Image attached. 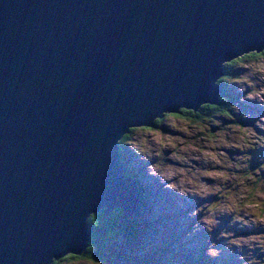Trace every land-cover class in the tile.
<instances>
[{
	"label": "water",
	"instance_id": "obj_1",
	"mask_svg": "<svg viewBox=\"0 0 264 264\" xmlns=\"http://www.w3.org/2000/svg\"><path fill=\"white\" fill-rule=\"evenodd\" d=\"M263 51L264 0H0V264L82 256L90 216L136 214L120 140Z\"/></svg>",
	"mask_w": 264,
	"mask_h": 264
},
{
	"label": "rangeland",
	"instance_id": "obj_2",
	"mask_svg": "<svg viewBox=\"0 0 264 264\" xmlns=\"http://www.w3.org/2000/svg\"><path fill=\"white\" fill-rule=\"evenodd\" d=\"M232 62L231 113H163L123 140L149 191L138 237L118 240L105 263L67 254L60 264H264V55Z\"/></svg>",
	"mask_w": 264,
	"mask_h": 264
},
{
	"label": "trees",
	"instance_id": "obj_3",
	"mask_svg": "<svg viewBox=\"0 0 264 264\" xmlns=\"http://www.w3.org/2000/svg\"><path fill=\"white\" fill-rule=\"evenodd\" d=\"M256 53V52H254ZM261 53H264L261 52ZM252 53L248 55L242 56L237 61H243L247 59L256 60L261 55L252 56ZM236 61L231 64H235ZM230 64H226L224 66V76L225 79H221L218 81V86L220 88V94L217 96V104L214 105H205L200 108L197 112L191 110H181L180 114L182 115H190L195 119H199L200 116H205L210 114H215L217 116H225L231 113L230 108V100L233 99L232 94L228 91L230 90V86L227 84V77H231L232 79H236L234 76L233 68H230ZM176 114V115H180ZM160 121H156L155 124L158 125ZM132 129L130 130V132ZM129 132V133H130ZM128 133V134H129ZM126 134L119 142V149L123 140L129 139V135ZM122 159V157H121ZM122 168L123 174L129 180H132L135 183V186L138 190L137 201H138V211L144 212L146 209H150L149 198L147 189L142 185L137 178H135L132 173L127 169L125 160L122 159ZM106 209L101 210L97 214H93L88 219V225L92 229V234L88 240V246L85 253L82 255V259L95 261L98 263H105L107 261L106 256L112 257V253L110 250L111 247L117 245V241L120 239H125L128 241H134L138 235L141 233L140 228L143 223H141L140 219H135L134 215L124 219L123 211L120 209L113 210L110 215L106 214ZM136 213V214H137ZM70 258L77 259L78 257H74L72 255ZM109 258V257H108ZM63 260V259H62ZM61 261V260H60ZM55 264V262L53 263Z\"/></svg>",
	"mask_w": 264,
	"mask_h": 264
},
{
	"label": "snow or ice",
	"instance_id": "obj_4",
	"mask_svg": "<svg viewBox=\"0 0 264 264\" xmlns=\"http://www.w3.org/2000/svg\"><path fill=\"white\" fill-rule=\"evenodd\" d=\"M252 56H256V55H264V53H252ZM236 63H239V61H236ZM145 131H152V129H144ZM77 259H81V258H77ZM55 264H60V261H56Z\"/></svg>",
	"mask_w": 264,
	"mask_h": 264
},
{
	"label": "bare ground",
	"instance_id": "obj_5",
	"mask_svg": "<svg viewBox=\"0 0 264 264\" xmlns=\"http://www.w3.org/2000/svg\"><path fill=\"white\" fill-rule=\"evenodd\" d=\"M204 106H205V105H204ZM121 164H122V159H121ZM131 181H132V180H131ZM133 183H134V182H133ZM134 185H135V183H134ZM60 260H61V259H60ZM60 260H59V261H60Z\"/></svg>",
	"mask_w": 264,
	"mask_h": 264
},
{
	"label": "clouds",
	"instance_id": "obj_6",
	"mask_svg": "<svg viewBox=\"0 0 264 264\" xmlns=\"http://www.w3.org/2000/svg\"><path fill=\"white\" fill-rule=\"evenodd\" d=\"M213 255H215V253H213Z\"/></svg>",
	"mask_w": 264,
	"mask_h": 264
}]
</instances>
